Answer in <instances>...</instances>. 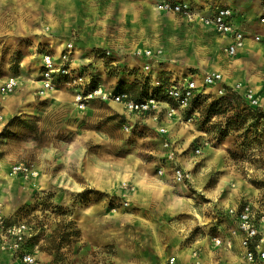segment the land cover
I'll return each mask as SVG.
<instances>
[{
  "label": "rangeland",
  "instance_id": "374dc122",
  "mask_svg": "<svg viewBox=\"0 0 264 264\" xmlns=\"http://www.w3.org/2000/svg\"><path fill=\"white\" fill-rule=\"evenodd\" d=\"M159 1L0 0V194L13 209L4 212L0 205V210L28 229L22 243L10 238L0 246V258L6 257L0 264H26L27 254L41 264H171L170 257L179 259L175 264H190L192 251L183 244L203 247L210 236H224L215 225L233 227L224 209L250 199L264 210V125L248 132L247 123L219 143L216 124L225 127L232 112L206 120L210 103L229 89L264 111L259 0H188L205 9L230 5L239 10L242 20L248 19L243 28L251 38L262 35L257 43L263 45L234 57L223 46L217 62L240 84L220 78L200 85L206 94L171 117L175 105L160 85L169 77L220 75L189 66L180 55L196 51L213 61L221 38L177 15L173 26L165 19L156 22L150 3L158 8ZM70 3L74 8L68 13ZM53 39L65 44L62 52L70 46L72 56L77 50L87 53L90 63L74 68L92 70L105 87L159 98L165 110L158 122L134 124L128 131L119 104L94 101L80 111L72 92L63 87L53 95L42 85L35 89L31 81H41L39 67L34 69L40 56L50 52L56 57ZM258 86L261 90L254 92ZM161 128L168 132L161 134ZM3 166L15 176L11 184L3 177ZM161 168L167 175L183 169L189 181L160 183L162 191L152 188L135 196L137 173L157 184L152 176ZM124 175L129 178L122 191L97 185L98 178L108 184ZM248 186L258 193L248 196ZM169 188H175L177 197L192 199L198 217L173 208ZM199 252L203 264V248Z\"/></svg>",
  "mask_w": 264,
  "mask_h": 264
},
{
  "label": "built area",
  "instance_id": "2783aa9c",
  "mask_svg": "<svg viewBox=\"0 0 264 264\" xmlns=\"http://www.w3.org/2000/svg\"><path fill=\"white\" fill-rule=\"evenodd\" d=\"M261 1L264 8V0ZM158 9L164 13L178 15L190 23L201 22L203 26L229 39L231 42L226 48L229 56L238 55L241 48L245 46L247 39L253 36L248 35L242 25L238 23L239 14L228 5L216 6L210 12L205 13L199 11L186 0H160ZM259 21L260 24H264V11ZM251 39L259 42L263 36L255 35ZM71 56L70 46L62 52L61 58L55 57L50 52L41 55L40 73L44 91H54L58 87L71 91L75 100L74 103L80 111L88 109L94 101H111L119 104L125 111L128 131L133 128L134 124L146 125L149 120L158 122L159 114L163 109L165 110L162 107L164 103L159 98L154 96L137 97L131 92L107 88L95 78L92 70L87 71L85 68H80V70L72 67ZM196 76L169 77L168 81H164L160 85L175 105L174 110L169 111L170 117L189 110L200 95L206 94L202 87L210 86L221 78L219 74H207L201 79H197ZM7 88H12V84L8 85ZM167 107L169 108V106ZM158 132L165 134L168 131L161 128ZM172 173L169 174L171 181L182 183L189 181V177L183 169H175ZM157 175L159 178L166 175L163 168L158 170ZM259 205L261 204H258L257 201L245 199L235 206L224 209L225 215L232 221L233 227L226 229L225 224H217L215 225L217 232L223 233L224 236L209 237L212 252L219 253L218 263L222 262L221 253L236 254L239 252L238 264H264V210L260 209ZM220 212L218 211L217 214ZM216 221H218L217 218ZM27 234L26 225L13 223L12 218L4 216L0 210L1 247L10 238L14 239L16 244L22 243L28 236ZM200 249L196 248L192 253V259L195 260L194 264H202ZM176 260V257L168 259L171 264H175ZM24 261L26 264H41L36 257L30 254L24 256Z\"/></svg>",
  "mask_w": 264,
  "mask_h": 264
},
{
  "label": "bare ground",
  "instance_id": "6f19581e",
  "mask_svg": "<svg viewBox=\"0 0 264 264\" xmlns=\"http://www.w3.org/2000/svg\"><path fill=\"white\" fill-rule=\"evenodd\" d=\"M52 1L55 2L58 0H52ZM66 8L69 9L67 12L70 13L71 10L74 8V4H72V3L67 4ZM150 9H151V13H152L156 22L159 23L160 21H163L162 19H165V21L167 23H169L171 26H173V24L175 22V16L173 14H166V16H162V12L157 8V5L154 2L150 3ZM199 24H201V22H199ZM201 26H202V24H201ZM51 27L53 30H56V31L58 29L57 24H53ZM196 28H198V26H196ZM202 28H204V27L202 26ZM60 41L61 40H55V39L51 40V42L55 45L57 58H61L62 49L65 45L64 43H61ZM93 42H98V40L95 39V41H93ZM100 42H103V41L100 39ZM230 42L231 41H229V40H224V41L220 40L216 43L213 61H205L201 57V55L196 51L190 52L187 55H180V57L189 66L202 69L203 71L211 70V71L219 72L223 82H226L230 85L240 84L238 78L230 76L228 74V70L223 69L221 67L220 63L217 62L219 57H220V54H221V52H220L221 48L223 46L230 44ZM254 45L260 46L263 44H259V43L255 42L253 39H248L245 42V46L243 48H241V54L242 55H249L250 50L255 49L256 46H254ZM263 58H264V54H263ZM72 63H73V67L78 68L81 65H84L85 63H90V60L87 57V53L77 50L73 53ZM36 67L37 68L39 67L38 69L41 68V57L37 61L36 66H34V69ZM25 68L30 70L29 66H26ZM17 79L20 80V78H17ZM31 83L35 89L40 88V86L42 85L41 81H31ZM260 90H261V87L258 86V87H255L253 91L259 92ZM44 92L47 95H53V93L55 91H44ZM261 95L264 98V94H261ZM139 162L142 163L141 161H139ZM6 169H7L6 166H3V171H4L3 177H5V179L8 181V184H11V182L14 181L15 176H14V174L7 173ZM128 176L129 175L118 176L115 178V180H110L108 182V184H107V181L104 180L103 178H98V180H97L98 184L97 185L99 187H101V189H103L104 188L103 185H105V188L110 189L111 192H114L115 189L119 188V187L121 188L120 190L122 191L123 190L122 186L128 181V178H129ZM137 176H138V178L136 180L137 187L134 189L135 190V193H134L135 196H138L139 194H141L143 192V190H147L150 192L152 188L157 189V191H162V188L164 186H160L161 182H159L157 175L152 176L153 179L158 182L157 184L156 183L148 184L146 182L145 174H143L142 171L138 172ZM43 178H44V176L42 178H38L36 184H40L43 181ZM191 180H192V182L196 183L198 186L200 185L199 179L196 178L194 175H191ZM158 184H160V185H158ZM169 189L170 190H169L168 194H169V199H170V205L173 208L178 209V211H181V213H185L186 215H190V216L192 215L194 217H198V214H195V212H194L195 210L192 207V199L177 197L173 192L175 190V188H169ZM247 191H248L247 192L248 196H253V195H256L258 193V190L252 186H248ZM115 194H117V193H115ZM0 205H4V211L5 212H10L13 210L11 204H8L6 202V199L2 194H0ZM185 210L187 212H184ZM186 219H190V218H186ZM231 259H232V261H234L233 264L239 263L238 257L233 256V257H231Z\"/></svg>",
  "mask_w": 264,
  "mask_h": 264
},
{
  "label": "trees",
  "instance_id": "16d2710c",
  "mask_svg": "<svg viewBox=\"0 0 264 264\" xmlns=\"http://www.w3.org/2000/svg\"><path fill=\"white\" fill-rule=\"evenodd\" d=\"M230 112H232L233 115L227 118L225 127H222V124L220 123L216 124L219 132V143H222V141L228 136L229 132L240 127L244 128L247 123L249 125L246 131L248 132L251 128L258 130L260 124L264 125V111H262V109L253 108L249 103L242 99L240 94L231 91L230 89L226 96L214 98L213 102L210 103L206 111V120L209 122L212 115L226 117Z\"/></svg>",
  "mask_w": 264,
  "mask_h": 264
},
{
  "label": "crops",
  "instance_id": "0c3cea01",
  "mask_svg": "<svg viewBox=\"0 0 264 264\" xmlns=\"http://www.w3.org/2000/svg\"><path fill=\"white\" fill-rule=\"evenodd\" d=\"M188 3H191L193 6H195L199 11H203V12H205V13H207V12H210L211 11V9H213L214 7H216V6H227V5H215L214 7H212V8H207V9H205V8H203L202 6H200V5H195V4H193V2H191V1H188V0H186ZM259 2H260V10H261V13H260V16L263 14V11H264V8H263V6H262V1L261 0H259ZM228 6H230V5H228ZM230 7H232V6H230ZM232 8H234V7H232ZM234 10L239 14V18H238V23L239 24H241L242 25V27H244V25H243V22H245L244 20H246V21H248V19H247V17H245L246 19H244V20H242V18L240 17V13L238 12L239 10H237V9H235L234 8ZM162 13H164V12H162ZM166 14H171V13H166ZM174 15V14H173ZM175 16V15H174ZM178 16V15H177ZM259 16V17H260ZM184 20H186V19H184ZM187 21V20H186ZM190 23V22H189ZM191 25H201V24H199L198 22L197 23H190ZM260 26H264V25H261V24H259ZM203 26V25H202ZM204 28H205V26H203ZM207 28V27H206ZM209 29V28H208ZM210 31H212L211 29H209ZM247 33H248V35H251V32H249V31H247V30H245ZM213 32V31H212ZM213 33H215V32H213ZM216 35H218L217 33H215ZM220 38H221V40H229V39H227V38H225V37H223V36H221V35H218ZM248 39H251V38H248ZM247 39V40H248ZM230 41V40H229ZM256 42V41H255ZM229 45V44H228ZM228 45H226V47L225 48H227L228 47ZM228 55V54H227ZM229 56V55H228ZM41 57V56H40ZM230 57H234V56H230ZM158 177V176H157ZM158 179H159V182H161V183H164L165 185L166 184H168V183H172L173 181H171L170 180V178H169V175H165L163 178H159L158 177ZM4 210V209H3ZM5 212V211H4ZM4 212H3V214H4ZM6 216H10V215H6ZM200 233V232H199ZM199 235H202V234H199ZM208 239H205V241H206V244L203 246V247H193L194 245H196L197 243H191V244H189V245H187L186 246V244H183V248L184 249H186V250H191L192 251V253H193V251L196 249V248H203V252H202V256H204L205 258H204V261H203V264H233V262L234 261H232V259H231V257H233V256H236V257H238V261H239V256H240V254H239V252H237L236 254H232V253H228V252H226V253H221V257H222V262L221 263H218V258H219V253H213L212 252V249H211V244H210V242H209V240L207 241ZM204 242V241H203ZM170 249H175L176 250V247H172V248H170ZM169 249V250H170ZM237 251H238V249H237ZM190 254V264H194L193 262H195V260H193L192 259V254L191 253H189ZM217 255H218V257H217ZM6 259V257L3 255L1 258H0V260L1 261H4ZM156 260H158V259H156ZM178 261L177 262H179V259H177ZM142 264H148V263H143L142 262ZM157 264V263H156Z\"/></svg>",
  "mask_w": 264,
  "mask_h": 264
}]
</instances>
